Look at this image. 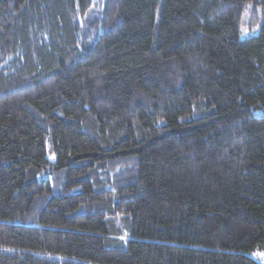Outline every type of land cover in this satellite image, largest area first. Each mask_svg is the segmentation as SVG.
<instances>
[{
	"label": "trees",
	"instance_id": "obj_1",
	"mask_svg": "<svg viewBox=\"0 0 264 264\" xmlns=\"http://www.w3.org/2000/svg\"><path fill=\"white\" fill-rule=\"evenodd\" d=\"M254 252L264 0H0V264Z\"/></svg>",
	"mask_w": 264,
	"mask_h": 264
},
{
	"label": "rangeland",
	"instance_id": "obj_2",
	"mask_svg": "<svg viewBox=\"0 0 264 264\" xmlns=\"http://www.w3.org/2000/svg\"><path fill=\"white\" fill-rule=\"evenodd\" d=\"M247 35V34H245ZM252 258L260 262L261 264H264V253L254 252L251 253Z\"/></svg>",
	"mask_w": 264,
	"mask_h": 264
}]
</instances>
